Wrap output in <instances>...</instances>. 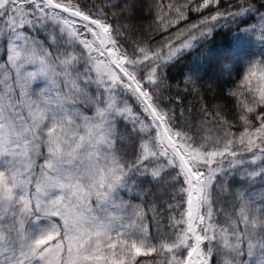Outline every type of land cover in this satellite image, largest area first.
<instances>
[{
    "label": "snow or ice",
    "instance_id": "snow-or-ice-1",
    "mask_svg": "<svg viewBox=\"0 0 264 264\" xmlns=\"http://www.w3.org/2000/svg\"><path fill=\"white\" fill-rule=\"evenodd\" d=\"M0 264H264V0H0Z\"/></svg>",
    "mask_w": 264,
    "mask_h": 264
},
{
    "label": "trees",
    "instance_id": "trees-1",
    "mask_svg": "<svg viewBox=\"0 0 264 264\" xmlns=\"http://www.w3.org/2000/svg\"><path fill=\"white\" fill-rule=\"evenodd\" d=\"M222 7H226V3H222ZM145 19L142 21H136L134 23L138 24L141 28V35L144 40L150 39L149 33L147 31V25L149 23V20L147 19V14L145 13ZM191 19H196V14H191ZM235 29L230 30H221L218 34L214 36V38L210 39L207 43L203 45L202 49H199L195 52H193L192 56H188L184 59L183 62L178 63L174 68L170 71V79L172 82L179 83L182 79V74L185 72V70L188 67L189 61H191L194 57L199 55L200 51H205L210 53L213 57H222L223 55L227 53H237L243 55L244 52H251L253 49L251 45L245 44L242 49H238L237 42L235 40ZM215 61H213L214 63ZM222 62V61H221ZM239 78V70L233 71L232 77L229 80L227 77H225V80L228 82L225 83L224 81H221L217 91L215 93V99L213 98V93L210 92L207 87H205V98L209 103V106H211L213 103L218 102L221 100L223 96V90H226L228 88L234 87L235 81ZM207 79V78H206ZM179 93L183 103L182 106L184 108H193V109H199L200 107V100L198 97H194L191 95L184 94L182 90L173 88L171 92L169 93L170 96L175 98L177 94ZM173 103H175V99L173 100ZM181 105H177V107H180Z\"/></svg>",
    "mask_w": 264,
    "mask_h": 264
}]
</instances>
